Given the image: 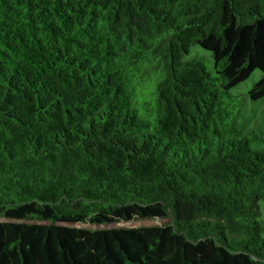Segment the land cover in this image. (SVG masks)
<instances>
[{
	"label": "trees",
	"instance_id": "obj_1",
	"mask_svg": "<svg viewBox=\"0 0 264 264\" xmlns=\"http://www.w3.org/2000/svg\"><path fill=\"white\" fill-rule=\"evenodd\" d=\"M255 70L264 0H0V264H264Z\"/></svg>",
	"mask_w": 264,
	"mask_h": 264
},
{
	"label": "rangeland",
	"instance_id": "obj_2",
	"mask_svg": "<svg viewBox=\"0 0 264 264\" xmlns=\"http://www.w3.org/2000/svg\"><path fill=\"white\" fill-rule=\"evenodd\" d=\"M191 55L197 56L203 54V51L196 46L191 47ZM260 77V73L258 71H253V73L249 76V78L243 83L237 85L236 87L230 90V94L234 96H243V104L242 109L237 118V128L242 133L247 131H253L259 139L264 138V97L255 101H251L247 92L255 83L258 81ZM253 149L262 148V144L260 142L252 144ZM259 220L262 224V232L260 234V238L264 240V200L259 201ZM162 221L158 219H150V220H132L126 223H119L118 226L126 227V228H136L142 226H154L159 225ZM74 227L79 228H90L93 229L94 226L90 225H74Z\"/></svg>",
	"mask_w": 264,
	"mask_h": 264
}]
</instances>
